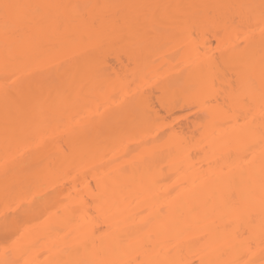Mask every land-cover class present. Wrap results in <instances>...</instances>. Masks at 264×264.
Here are the masks:
<instances>
[{"label": "bare ground", "instance_id": "obj_1", "mask_svg": "<svg viewBox=\"0 0 264 264\" xmlns=\"http://www.w3.org/2000/svg\"><path fill=\"white\" fill-rule=\"evenodd\" d=\"M206 24L247 37L215 59L190 37ZM167 42L178 59L170 53L152 63ZM110 51L118 64L120 53L136 64L125 77H110ZM223 67L238 71L235 83L225 81L230 86L219 78ZM158 74L166 80L152 82ZM154 91L177 99L167 115L198 109L201 120L165 135L173 123L150 109ZM95 100L104 114L81 119L80 108ZM46 128L69 130L62 140L68 151L45 146L1 170L0 199L13 197L25 170L42 160L55 162L53 169L77 167L73 184L85 186L92 202L64 206V192L56 191L12 217L15 230L61 205L15 244L14 258L2 253L0 264H264V0H0V146ZM49 248L53 256L42 262Z\"/></svg>", "mask_w": 264, "mask_h": 264}, {"label": "rangeland", "instance_id": "obj_2", "mask_svg": "<svg viewBox=\"0 0 264 264\" xmlns=\"http://www.w3.org/2000/svg\"><path fill=\"white\" fill-rule=\"evenodd\" d=\"M197 20H199V19H197ZM203 21V20H202ZM208 21V20H207ZM204 22V21H203ZM206 22V21H205ZM220 22V21H219ZM189 23V22H188ZM191 23V22H190ZM199 23H200V20H199ZM207 23V22H206ZM217 23V22H216ZM224 23V22H223ZM205 24V23H204ZM213 24V23H212ZM207 26H208V24H206ZM210 26H208L204 31L203 30H201V29H193L192 31H191V35H190V37H192L194 40H196V41H198V43H197V45L199 44V42L201 43V42H203L204 43V45L206 46V50L205 51H207V52H209L210 54H212L213 56H215V57H213V58H215V59H218L217 57H221L222 56V54H226V53H222L223 51H225L226 49H228L229 47H230V45H231V43H233V40H234V42L237 40V43H238V40H241V39H244L245 38V36L247 37V35H245L246 33H244V32H242L243 34L241 35V32L238 34V35H228L227 34V32L225 33L224 31H222V30H220L219 29V27L218 28H216V26H211V24H209ZM203 26H205V25H203ZM219 26V25H218ZM224 26V25H223ZM221 27V26H220ZM226 27V26H225ZM225 27H223V28H225ZM188 28V27H187ZM186 28V29H187ZM190 28V27H189ZM188 30V29H187ZM180 32V31H179ZM183 35H185V34H183ZM168 36V35H167ZM166 37V36H165ZM178 37V36H177ZM241 37V38H240ZM170 38V37H169ZM172 38V37H171ZM176 38V37H175ZM240 38V39H239ZM162 39V38H161ZM182 39V38H181ZM164 40V39H163ZM177 40V39H176ZM180 40V39H179ZM185 40V39H184ZM160 41V40H159ZM192 41V40H191ZM189 42H190V40H189ZM195 42V41H194ZM184 43H187V41L186 42H184ZM202 43V44H203ZM164 44V43H163ZM175 44V43H174ZM187 44H189V43H187ZM240 44H242L241 42H240ZM103 45V44H102ZM114 45H116V43L114 44ZM120 45V44H119ZM172 45L173 44H168V42H167V45H165L166 47H162L161 46V48L163 49L160 53H159V51H160V49H158V51H157V53H158V55L159 56H157V59H154V56H155V54H157V53H154V56L152 57L153 59V62L152 63H156L155 62V60H158V57H159V60H160V57H163V58H165V56L168 54V57H171V56H169L170 55V53H171V51H170V49H173L172 48ZM181 45H182V43H181ZM181 45H180V43H179V46L181 47ZM194 45H195V43H194ZM200 45V44H199ZM199 45H198V48H199ZM104 46V45H103ZM164 46V45H163ZM178 46V45H177ZM178 46V47H179ZM183 46V45H182ZM187 46V45H186ZM193 46V45H192ZM102 47V46H101ZM106 47V46H105ZM111 46H109V48H110ZM121 47V46H120ZM119 46L118 47H116L115 46V49H117V48H120ZM159 47V46H158ZM203 47V46H202ZM201 47V48H202ZM104 48V47H103ZM113 48V47H112ZM112 48H111V50H112ZM176 48V47H175ZM197 48V49H198ZM107 49V48H106ZM112 50V52L114 51V52H117L116 50ZM123 49H124V46H123ZM168 49H169V51H168ZM178 49V48H177ZM102 51V49L100 48L99 49V51ZM104 50H105V48H104ZM119 50V49H118ZM202 50H204V47L202 48ZM107 51V50H106ZM125 51V50H124ZM173 51H174V49H173ZM179 51V50H178ZM111 51H110V54L108 53V55H111L112 57H114L113 56V54H111L112 53ZM113 52V53H114ZM119 52H121L120 50H119ZM119 52H117L118 54H119ZM122 52H123V50H122ZM126 52L128 53V51H127V49H126ZM176 52V51H175ZM182 52V51H181ZM204 52V51H203ZM206 52V55L208 54L209 56H210V54L209 53H207ZM226 52V51H225ZM101 53V52H100ZM99 53V54H100ZM126 53V54H127ZM178 54H179V52H177ZM176 53V54H177ZM205 53V52H204ZM222 53V54H221ZM118 54H114V55H116L114 58H112V57H107L108 59V61H104V62H109V64H110V66H111V68H112V70H110L109 71V69H111V68H109L108 66L109 65H105L104 64V62H103V60H102V62H103V64L105 65V66H107L109 69H107V68H105V70H104V68L102 69V71L101 72H103V70H104V72L107 70V71H109L110 73V77H117V75H119V76H121V77H125V75H124V69H127L126 67L127 66H129V68L128 69H131L130 67H132L133 66V64L134 65H136L135 63H131V61H129L128 60V56L126 55V54H121L120 53V60L122 61V62H120L119 64H118V62H115V61H117L115 58L118 56ZM202 54V53H201ZM102 55V54H101ZM100 55V56H101ZM106 54H104V56H105ZM153 55V54H152ZM171 55H172V57L171 58H173V55H174V59L176 58V55H175V53L173 52V54L171 53ZM180 55V54H179ZM206 55H204V54H202V56L203 57H205ZM104 56H102V59L104 58ZM107 56V55H106ZM155 56V57H156ZM178 56V55H177ZM181 56V55H180ZM201 56V55H200ZM199 56V57H200ZM225 56V55H224ZM179 57V56H178ZM202 57V58H203ZM106 58V57H105ZM111 58V59H110ZM196 58V57H195ZM210 58V57H209ZM212 58V59H213ZM223 58V57H222ZM169 59V58H168ZM174 59H172L173 61H174ZM178 59V58H177ZM177 59H175V61L177 60ZM181 59V58H180ZM184 59H186V58H182V62L183 61H186V60H184ZM194 59V58H193ZM200 59V58H199ZM204 59V58H203ZM214 59V60H215ZM220 59L221 58H219V61H220ZM106 60V59H105ZM151 60V61H152ZM158 60V61H159ZM163 59L161 58V61H162ZM196 60V59H195ZM207 60H208V58H207ZM150 61V62H151ZM165 61V60H164ZM172 61V62H173ZM180 61V60H179ZM189 61V62H188ZM188 63L190 64V60L188 59ZM204 60H202V61H198V62H203ZM217 61V60H216ZM101 62V63H102ZM166 62V61H165ZM187 62H186V67L189 65H187ZM196 62V61H195ZM193 63V64H196V63ZM197 62V63H198ZM215 62V61H214ZM221 62H222V59H221ZM132 64V65H131ZM158 65L160 64V63H157ZM181 64V63H180ZM220 64V63H219ZM165 65H167L166 63H165ZM165 65H163V67L165 66ZM174 65V64H173ZM177 65V64H176ZM185 63L183 64H181V65H179L178 66V68H180L181 67V69H184L185 68ZM233 65V64H232ZM231 65V66H232ZM160 66V65H159ZM168 66V65H167ZM182 66H183V68H182ZM190 66V65H189ZM217 66V65H216ZM220 66V65H219ZM222 66H224V65H222ZM222 66H221V69H222ZM155 67V66H154ZM163 67H160L159 68V70L161 69V70H163ZM227 67V66H226ZM229 67V66H228ZM233 67V66H232ZM134 68V67H133ZM165 68V67H164ZM172 68V67H171ZM178 68H177V70H178ZM223 68H225V67H223ZM230 69H231V67H229ZM155 69V68H154ZM180 69V70H181ZM158 70V69H157ZM180 70H178V71H180ZM215 70V69H214ZM233 70H235V67L233 68ZM106 71V72H107ZM164 72L166 71V72H168V71H170V70H163ZM171 71H173V69L171 70ZM175 72H170L171 74H173V73H177L176 72V70H174ZM236 71V70H235ZM232 72V71H229V70H226V68H225V70H222V71H220V69H219V72L221 73L220 75H219V78L221 79V81H227L228 82V80L230 79V81H231V83L233 82V83H235L236 81H237V79H238V77H239V75L237 76L236 75V72H238V71H236V72ZM103 72V73H104ZM126 72H127V70H126ZM129 72V71H128ZM132 72V71H131ZM157 72V71H156ZM114 73H116L117 75H115ZM159 73V72H158ZM161 73V72H160ZM169 73V72H168ZM107 75H108V73H106ZM128 73H126V75H127ZM163 74H167V73H163ZM162 74V75H163ZM170 74V75H171ZM217 74V73H216ZM237 74H239V73H237ZM102 75V74H101ZM115 75V76H114ZM160 75V78L161 77H164L165 75ZM174 75V74H173ZM109 76V75H108ZM119 76H118V78H119ZM128 76V75H127ZM126 76V77H127ZM130 76H132V73H131V75ZM136 76H137V73H136ZM172 76V75H171ZM217 76V75H216ZM241 76H242V74H241ZM240 76V77H241ZM103 77H104V75H103ZM129 77V76H128ZM159 77V74H158V76L156 77V76H152V78L155 80L156 78H158ZM166 77V76H165ZM165 77L164 78H161V79H165ZM246 77V76H245ZM105 78H106V75H105ZM104 78V79H105ZM133 78V77H132ZM131 78V79H132ZM151 78V77H150ZM151 78V79H152ZM160 78H158V79H160ZM168 78H169V75H168ZM108 80L109 79H111V78H107ZM107 79H106V82H107ZM124 79V78H123ZM134 79H135V77H134ZM149 80V83L153 80ZM158 79L157 80H155V81H152V82H158ZM161 79L159 80L160 82H161ZM214 79H216V78H214ZM218 79V78H217ZM220 79H218V81H216L215 80V83L217 84V82H219V80ZM113 80V79H112ZM121 80H122V78H121ZM126 80V79H125ZM166 80V79H165ZM241 80H242V78H241ZM241 80H239V81H241ZM114 81H115V79H114ZM238 81V82H239ZM227 82H225V83H227ZM109 83V82H108ZM148 82H147V85L149 84ZM214 83V84H215ZM244 83V82H243ZM131 84H134V83H131ZM151 85H152V83H150ZM160 84V83H159ZM228 84V83H227ZM242 84V83H241ZM220 85V84H219ZM231 84H228L227 86H230ZM233 85H235V84H233ZM238 85V84H237ZM243 85V84H242ZM153 86V85H152ZM156 86V85H155ZM215 86V85H214ZM220 86H224V85H220ZM226 86V87H227ZM241 86V85H240ZM146 87V86H145ZM148 87H150V89L152 88H154V87H151L150 85L148 86ZM157 88L159 87V85L158 86H156ZM216 87V86H215ZM214 87V88H215ZM225 87V86H224ZM239 87V86H238ZM242 87V86H241ZM156 88V89H157ZM235 88H237L236 87V85H235V87H233V89H235ZM147 89H149V88H147ZM149 89V90H150ZM150 90L151 91V93H152V91L153 90ZM216 89H217V87H216ZM220 89V88H219ZM218 89V90H219ZM227 89V88H226ZM146 89H144V91H145ZM155 90V89H154ZM228 90V89H227ZM156 91H159V90H156ZM156 91H154V96H153V98H152V102H149V103H151V110L152 111H154L155 113H159V116L161 115L162 116V118L164 119L163 120V122L165 121H167V122H172L173 124L171 125L172 127H168L166 130H165V128H163L164 130H165V132H163V133H165V135H167L169 132H170V130H171V128H172V130H173V127H174V129H177V130H179L180 131V129L182 128V127H184V128H187L186 126L188 125H190V123H191V121H192V123L193 122H195V121H193V120H196V119H199V120H201L200 119V117L202 118V115L200 116L199 114V112L197 111V110H194V111H187V109H186V111H183L184 109H182V110H180L179 108L176 110V109H174L176 112H175V114L174 115H172L171 114V116H169V115H167L166 114V111H165V109H166V105L169 103V102H172L173 103V101L174 102H176V100L177 99H175V100H172V92L171 93H169V96L171 95V98H169L168 100L169 101H167L166 99V101L162 98L161 99V95L159 94V92H156ZM227 92V91H226ZM149 93V92H148ZM222 93H224V92H222ZM150 94V93H149ZM176 94V93H175ZM180 94V93H179ZM164 95H166V94H164ZM163 95V96H164ZM181 95V94H180ZM119 96V95H118ZM118 96L116 97V98H114L115 99V101H117L116 103L117 104H119L120 102H118V100L119 99H121L122 98V96L120 97L119 96V98H118ZM173 96H174V94H173ZM127 97V96H126ZM182 97V99H183V95L181 96ZM151 98V97H150ZM175 98V97H174ZM123 99V98H122ZM180 99V98H179ZM222 99V98H221ZM221 99H220V101H221ZM181 100V99H180ZM224 100V99H223ZM222 100V101H223ZM120 101V100H119ZM122 101V100H121ZM226 101V100H225ZM178 102V101H177ZM176 102V103H177ZM180 102V101H179ZM246 102V101H245ZM97 103H99V102H97L96 100L95 101H89V102H87V103H85V104H83V106L80 108V114H81V116L79 115V114H77V117L75 116L74 118L75 119H73L72 120V123H74V125L76 126V122H73L74 120L75 121H78V120H76V118H80L81 117V119L82 118H84V117H87L86 115H92V116H95V117H97V116H100L101 114H104V111H105V104H97ZM175 103V105H178V104H176ZM210 104H211V101L209 102ZM213 103H215V101H212V104ZM221 103V102H220ZM224 103V102H223ZM216 104V103H215ZM225 104V103H224ZM174 105V104H173ZM174 105V106H175ZM214 105V104H213ZM220 105V104H219ZM116 106V105H115ZM168 106V105H167ZM223 106V105H222ZM109 107V106H108ZM180 107V106H179ZM177 108V107H176ZM107 109V108H106ZM78 111V112H79ZM147 111V110H146ZM145 111V112H146ZM195 111H197L198 113V116H197V114H195ZM231 111V110H230ZM229 111V112H230ZM147 112H150V111H147ZM157 113V114H158ZM174 113V112H173ZM231 113V112H230ZM152 114H154V113H152ZM152 114H150V115H152ZM80 117H79V116ZM82 115H84L83 117H82ZM147 115H148V113H147ZM152 116H154V115H152ZM160 116V117H161ZM151 117V116H150ZM189 117V118H188ZM198 117V118H197ZM154 118V117H153ZM81 119H79V120H81ZM64 122V121H63ZM69 122V121H68ZM191 123V124H192ZM63 124V126H64V128L67 126V123H62ZM69 124V123H68ZM71 124V123H70ZM69 124V125H70ZM72 125V124H71ZM73 125V126H74ZM60 126H61V124H60ZM74 126V127H75ZM68 128H69V126H67ZM61 128H62V126H61ZM63 128V129H64ZM68 128H65L64 129V131L65 130H67ZM183 128V129H184ZM162 129V130H163ZM42 130V131H41ZM40 131L41 132H36L35 131V133H33V134H31L30 132H28L26 135H27V137L25 138V136L23 135V138H25V139H23L22 141H21V135H18V134H16V136L18 137V139L19 140H17V142L18 143H16V140H15V143H16V145L14 144V142H13V144L15 145V146H13L12 147V143H11V145H10V148L8 147V145H5V146H7L8 148H6L5 146H3V145H1V146H3V147H1L0 146V148H3L5 151L4 152H2V154L0 155V172H2L1 170H7V168L9 167V166H11V165H15V164H17V163H21L22 164V161H24L23 159L20 161V159L24 156V155H33L34 153H36V152H38L39 153V151H43V149L45 148V146L46 147H51V145H55V144H60V146L62 145V149H63V147H64V151H68L67 149L68 148H66V144L64 145V143H63V138L66 136L67 137V133L69 132V130L65 133V132H62L63 130H61V131H57L58 132V134L59 135H57V134H55V131L53 130V129H51V128H46V129H41ZM59 130H60V127H59ZM176 130V131H177ZM39 131V130H38ZM34 132V131H33ZM61 132V133H60ZM31 134V135H28V134ZM63 133V134H62ZM65 134V135H64ZM164 135V136H165ZM199 135V134H198ZM166 137V136H165ZM163 138V137H162ZM65 139V138H64ZM53 145V146H54ZM57 145V146H58ZM11 147H12V149H11ZM54 147H56V145L54 146ZM68 147V146H67ZM111 147H113V146H111ZM115 147V146H114ZM57 148V147H56ZM8 149V150H7ZM111 149V153H113V151L116 149H114V150H112L113 148H110L109 147V149L108 150H110ZM107 150V149H106ZM3 151V150H2ZM1 152V151H0ZM28 152V153H27ZM110 152H106V154L105 155H109L110 157H113L114 158V154L116 153V152H114V154H112L111 155V153ZM33 153V154H32ZM104 153H105V151H104ZM103 153V154H104ZM110 153V154H109ZM58 154H56V156H57ZM119 157V156H118ZM26 158V157H25ZM109 158V157H108ZM106 159L107 161L108 160H110V159ZM55 159V158H54ZM112 159V158H111ZM120 159V158H119ZM113 160V159H112ZM112 160H110L111 162H112ZM19 161V162H18ZM115 161V160H114ZM113 161V162H114ZM53 162V161H52ZM109 162V161H108ZM19 163V164H20ZM50 162L48 161V164H49ZM36 164V165H35ZM35 164H33L30 168H28V169H26L25 171L27 172V170H30L29 172H27L26 173V175L25 176H23V179L22 180H19V181H21V183L20 184H18L17 182V186H19V187H17V191L14 189V187H16V185L13 187V186H10L9 188H10V190L8 191V192H6V194H8L9 193V196L11 195H13L14 194V192L16 191V193L14 194V196L13 197H8V198H5V199H3V198H1L0 199V223H2V221H3V218L5 217V216H8V217H13L14 219H18V218H22L21 216V214L22 213H24V211L26 210L27 211V209H29L30 208V206H32V205H34V204H36V203H39L41 200H44V198H46V196H47V198H48V194L50 195L51 193H52V196H53V192L55 193V194H57L59 191H60V193L62 192H64L63 194V196L61 197V199H60V203H61V205H64V206H66V205H73L74 204V201L76 200V199H78V198H83V199H85V200H88V202L89 201H91V199L89 200V196L87 197V190L85 189V186H81V185H78V186H75L74 184H73V178L75 177H73V175L75 174V173H77L78 171H77V167L74 169V167H73V165H72V167L73 168H71V167H67L66 166V164L68 165L69 163H65V164H63V166L64 167H62L61 166V169H59V167H58V169L56 168V165H55V168L56 169H53V166L52 165H54L55 164V162L53 163V164H49L50 166H48V167H46V165H47V163L45 164V162L43 161L42 162V160L41 161H39L38 163H35ZM15 166H18V165H15ZM14 166V167H15ZM66 166V167H65ZM76 166V165H75ZM11 168H12V166H11ZM67 174V175H66ZM23 175V174H22ZM64 176L66 177V176H68L69 178H66V180L64 181L63 180V178H64ZM73 177V178H72ZM26 178V179H25ZM67 179H69V181L67 182ZM71 179V180H70ZM72 182V183H71ZM15 183V184H16ZM62 185H64V186H62ZM6 188V187H5ZM7 189V188H6ZM11 189H13V191L11 190ZM61 189H62V191H61ZM15 190V191H14ZM64 190V191H63ZM10 191H12V192H10ZM56 191H58V192H56ZM91 191H92V193L94 194V195H97L98 194V190H97V187L95 186V184L94 183H92L91 182ZM69 192V193H68ZM1 193V192H0ZM11 193H13V194H11ZM59 194V193H58ZM50 197V196H49ZM73 202V203H72ZM86 202V201H85ZM92 202V201H91ZM90 203V202H89ZM41 204V203H40ZM61 205H53L52 207L50 206V209H48L47 211H45L44 210V212L42 213H40V214H38L37 216H34V217H32V218H30L29 220L27 219V221L25 220V222H26V227H24L25 226V224L23 225V223H25L24 221L22 222L21 221V223H20V225H21V227L19 226L18 227V229L19 228H21L20 230H18L17 228H15V230L12 232V233H10L9 235H10V237H11V240L9 241V247L7 246V248H3L2 246H0V248L2 247V249H0V256L1 255H3L2 253H4L5 254V252H7L8 253V256H10L11 254H13V253H11L12 252V250H13V247L15 246V244H17L22 238H23V236L25 235V233H27L28 231H30L31 229L33 230V229H35L34 227H37L40 223L42 224L43 222H45V221H47V220H49V218L51 217V215L52 214H54L55 212H56V209L58 210V207H60ZM95 210V209H94ZM94 210H92L93 212H94ZM89 211H91V210H89ZM91 211V212H92ZM90 213V212H89ZM95 213V212H94ZM21 215V216H20ZM95 216H96V214H94ZM12 218V219H13ZM22 225H23V227H22ZM100 231L101 230H105L106 229V227L105 226H100ZM17 229V230H16ZM23 229V230H22ZM67 233V232H66ZM1 236V238L0 239H3V235L2 234H0ZM1 241L2 240H0V243H1ZM4 241V240H3ZM3 243V242H2ZM2 245V244H1ZM41 245H43V243L41 244ZM63 244H61V245H59L60 246V248H61V246H62ZM3 246L5 247V244H3ZM63 247H64V245H63ZM66 248V247H65ZM4 249V250H3ZM50 249V248H49ZM46 250V252L45 253H43V255L41 256V254H40V260L43 262V258H46V260H48L49 259V257H52L53 256V253H54V251L52 252V250L50 251V250ZM62 249V248H61ZM10 254V255H9ZM51 255V256H50ZM11 257H13L12 255H11ZM10 257V258H11ZM47 257H48V259H47ZM0 258H3V256L2 257H0ZM14 258V257H13ZM39 260V261H40ZM45 260V259H44ZM45 260V261H46ZM16 261V260H15ZM16 263V262H15ZM17 263H18V259H17Z\"/></svg>", "mask_w": 264, "mask_h": 264}, {"label": "snow or ice", "instance_id": "obj_3", "mask_svg": "<svg viewBox=\"0 0 264 264\" xmlns=\"http://www.w3.org/2000/svg\"><path fill=\"white\" fill-rule=\"evenodd\" d=\"M5 7H7V5ZM14 227L15 225L12 222V218L8 216H5L2 223H0V234L3 235L4 244L6 247L9 245V241L11 240L9 234L13 232Z\"/></svg>", "mask_w": 264, "mask_h": 264}]
</instances>
